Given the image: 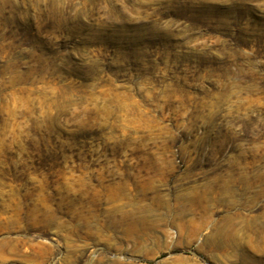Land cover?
<instances>
[{"label": "rangeland", "instance_id": "1", "mask_svg": "<svg viewBox=\"0 0 264 264\" xmlns=\"http://www.w3.org/2000/svg\"><path fill=\"white\" fill-rule=\"evenodd\" d=\"M0 264H264V0H0Z\"/></svg>", "mask_w": 264, "mask_h": 264}]
</instances>
